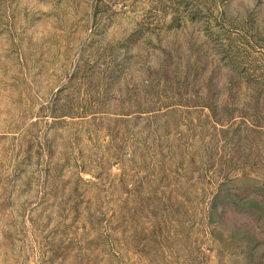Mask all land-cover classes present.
<instances>
[{"label": "rangeland", "instance_id": "rangeland-1", "mask_svg": "<svg viewBox=\"0 0 264 264\" xmlns=\"http://www.w3.org/2000/svg\"><path fill=\"white\" fill-rule=\"evenodd\" d=\"M0 264H264V0H0Z\"/></svg>", "mask_w": 264, "mask_h": 264}]
</instances>
